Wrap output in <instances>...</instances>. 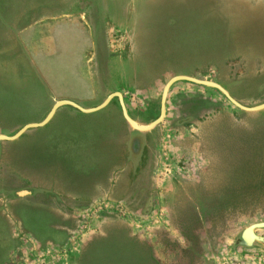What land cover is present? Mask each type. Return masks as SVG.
<instances>
[{
  "label": "rangeland",
  "instance_id": "374dc122",
  "mask_svg": "<svg viewBox=\"0 0 264 264\" xmlns=\"http://www.w3.org/2000/svg\"><path fill=\"white\" fill-rule=\"evenodd\" d=\"M180 75L263 105L264 0H0V135L116 91L146 127ZM261 221L264 109L211 86L174 81L147 131L116 97L0 139V264H264Z\"/></svg>",
  "mask_w": 264,
  "mask_h": 264
},
{
  "label": "water",
  "instance_id": "95a60500",
  "mask_svg": "<svg viewBox=\"0 0 264 264\" xmlns=\"http://www.w3.org/2000/svg\"><path fill=\"white\" fill-rule=\"evenodd\" d=\"M185 80V81H189L195 84H199V85H206V86H211L216 88L220 93H222L224 95V97L230 101V103H232L235 107L243 110V111H248V112H254V111H259L264 109V104L260 105V106H256V107H247L244 106L243 104H241L239 101H237L234 97H232L230 95V93L220 84L214 83V82H210V81H205V80H200L194 77H190V76H186V75H180V76H174L172 78H170L162 91L161 94V99H160V113L159 116L148 126L143 127V128H137L134 121L132 120V118L130 117L126 105L123 101V97L122 94L120 92H115L109 95L108 99L100 104L99 106L95 107V108H91V109H85L83 107H81L80 105H78L77 103L71 101V100H61L58 101L54 104V106L52 107V109L50 110L48 116L42 121V122H38V123H31V124H26L16 135L13 136H7V135H0V139H4V140H15L16 138H18L27 128L29 127H40L45 125L49 119L51 118V116L55 113L56 109L62 105V104H66V105H70L74 108H76L77 110L83 112V113H91V112H96L100 109H103L110 101V99L114 96H117L119 99V103H120V107H121V111H122V115L124 117V119L126 120V122L133 128L141 130V131H147L152 129L153 127H155L156 125H158L159 123H161L164 119L165 116V106H166V98H167V94L169 91L170 86L173 84L174 81L176 80ZM264 228V221L261 222H257V223H253L251 225H249L248 227H246L242 234V240L244 241L246 246H251L253 245L255 242H263L264 238L257 235L256 231L258 229H262Z\"/></svg>",
  "mask_w": 264,
  "mask_h": 264
},
{
  "label": "flooded vegetation",
  "instance_id": "af4514ba",
  "mask_svg": "<svg viewBox=\"0 0 264 264\" xmlns=\"http://www.w3.org/2000/svg\"><path fill=\"white\" fill-rule=\"evenodd\" d=\"M19 14H17V16H18ZM22 15V14H21ZM28 16H29V18H31V17H33L35 14H31V13H29V14H27ZM14 17H15V15H14ZM47 18H50V19H48V20H53L54 19V15H51V16H46V18L44 17V18H41V20H34V22L32 23V24H30V22H28V20H26L25 19V15H24V22H26V26L24 27V28H21V33H27L28 31L32 34L34 31H32L33 30V28H32V26L34 25V24H36L37 23V21H39V23L40 22H42L44 19H47ZM21 19H23V17L21 16V17H19V18H17V19H15V20H13V21H10V25L11 26H13L12 24L13 23H20L21 22ZM12 23V24H11ZM39 23H37V24H39ZM21 24L22 23H20V26H21ZM36 24V25H37ZM31 36V35H30ZM16 38H17V40H19L20 41V38H21V34H20V36H16ZM36 38V37H35ZM38 41V39L36 40V41H34L33 43H34V45L36 44V42ZM20 43H21V41H20ZM19 44V43H18ZM22 46H25V45H23V44H21ZM30 64H29V67L32 69V70H38V68H40V66L37 64V62H29ZM42 67V66H41ZM117 92V91H116ZM113 93H115V92H113ZM112 94V93H111ZM109 97V96H108ZM117 96H114V97H112L111 99H110V101H109V103L114 99V98H116ZM122 97H123V95H122ZM118 98V97H117ZM123 101H124V98H123ZM108 103V104H109ZM107 104V105H108ZM106 105V106H107Z\"/></svg>",
  "mask_w": 264,
  "mask_h": 264
},
{
  "label": "crops",
  "instance_id": "0c3cea01",
  "mask_svg": "<svg viewBox=\"0 0 264 264\" xmlns=\"http://www.w3.org/2000/svg\"><path fill=\"white\" fill-rule=\"evenodd\" d=\"M31 22H34V20H31ZM35 25V24H34ZM32 26V28H33V30L32 31H34L33 33L35 34V35H38L39 33H38V28H39V24L38 25H35V26ZM19 33H21V31L19 32ZM18 33V34H19ZM50 34H52V38L54 39V32H53V28L50 30ZM26 38H28L27 40H26ZM30 37H26V36H23V37H21L20 38V41H21V43H20V41H19V44H24L26 47H28V48H32V45L34 44L32 41H30V39H29ZM53 39H52V41H51V43L50 44H47V48H49L50 46L52 47L53 45H54V41H53ZM16 40V39H15ZM26 40V41H25ZM36 40H37V38H36ZM35 40V41H36ZM7 44H10V41L8 40V43ZM6 44V45H7ZM11 46V45H10ZM28 61L29 62H36V60L32 57V55L28 58Z\"/></svg>",
  "mask_w": 264,
  "mask_h": 264
}]
</instances>
